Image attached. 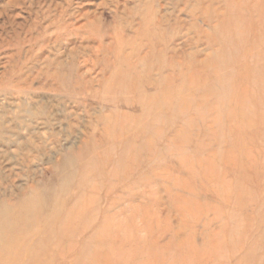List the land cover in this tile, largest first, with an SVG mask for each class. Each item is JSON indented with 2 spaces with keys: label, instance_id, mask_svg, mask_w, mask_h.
<instances>
[{
  "label": "rangeland",
  "instance_id": "1",
  "mask_svg": "<svg viewBox=\"0 0 264 264\" xmlns=\"http://www.w3.org/2000/svg\"><path fill=\"white\" fill-rule=\"evenodd\" d=\"M0 264H264V0H0Z\"/></svg>",
  "mask_w": 264,
  "mask_h": 264
},
{
  "label": "bare ground",
  "instance_id": "2",
  "mask_svg": "<svg viewBox=\"0 0 264 264\" xmlns=\"http://www.w3.org/2000/svg\"><path fill=\"white\" fill-rule=\"evenodd\" d=\"M8 218V217H7Z\"/></svg>",
  "mask_w": 264,
  "mask_h": 264
}]
</instances>
